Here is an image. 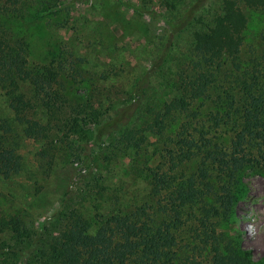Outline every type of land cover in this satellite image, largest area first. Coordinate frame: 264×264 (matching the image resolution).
Returning <instances> with one entry per match:
<instances>
[{
    "label": "trees",
    "instance_id": "1",
    "mask_svg": "<svg viewBox=\"0 0 264 264\" xmlns=\"http://www.w3.org/2000/svg\"><path fill=\"white\" fill-rule=\"evenodd\" d=\"M41 1L0 0V180L22 173L14 140L39 141L47 170L57 142L80 157L90 141L93 161L103 143L133 161L144 157L135 173L148 191L124 204L93 185L81 198L93 204L91 215L62 203L32 226L0 190V264H257L226 225L248 191L244 177H264V65L237 59L248 27L243 7L264 9V0H220L209 21L193 17V5L179 13L178 1L140 0L143 13L153 4L170 13L159 15L166 37L188 31L191 43L166 77L167 98L138 108L147 72L106 111L68 98L60 63H28L27 34L54 8Z\"/></svg>",
    "mask_w": 264,
    "mask_h": 264
},
{
    "label": "rangeland",
    "instance_id": "2",
    "mask_svg": "<svg viewBox=\"0 0 264 264\" xmlns=\"http://www.w3.org/2000/svg\"><path fill=\"white\" fill-rule=\"evenodd\" d=\"M170 1L176 4L178 1L179 13L190 5L196 6L193 17L203 21H209L220 4V0ZM50 4L54 5L53 10L36 18L37 25L27 39L21 32L28 40L29 64L60 63L69 99L87 100L94 109L110 110L129 98L136 81L147 72L145 97L136 101L138 108L168 97L171 92L166 77L174 72L177 59L185 55L191 43L188 31L166 37L167 28L159 15L168 18L169 12L153 4L148 13H143L137 9L140 0L41 1L42 6ZM243 9L248 27L238 62L244 66L253 61L264 65V9ZM14 142L18 144L24 167L13 178L0 180V190L8 209L19 211L26 225H39L62 203L91 215L93 204L89 199L81 200L91 188L104 189L111 198L122 195L124 204L146 198L148 186L144 174L135 173L143 165L144 157L133 161L130 151L120 153L117 146L103 143L99 159L93 161L90 141H84L82 149L76 150L80 151V157L65 143L57 142L47 150L48 156H53L47 170L48 158L42 157L39 141ZM100 175L102 179L95 183ZM244 182L248 191L238 202L235 218L226 225V231L232 236L239 235L242 247L251 251L254 261L264 264V177L249 174Z\"/></svg>",
    "mask_w": 264,
    "mask_h": 264
}]
</instances>
